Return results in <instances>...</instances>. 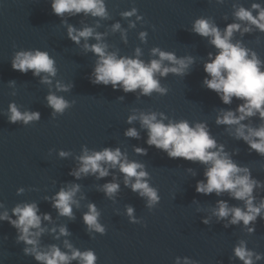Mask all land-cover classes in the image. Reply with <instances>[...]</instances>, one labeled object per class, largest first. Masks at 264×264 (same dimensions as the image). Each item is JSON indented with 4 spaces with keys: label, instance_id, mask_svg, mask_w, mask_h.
Wrapping results in <instances>:
<instances>
[{
    "label": "water",
    "instance_id": "water-1",
    "mask_svg": "<svg viewBox=\"0 0 264 264\" xmlns=\"http://www.w3.org/2000/svg\"><path fill=\"white\" fill-rule=\"evenodd\" d=\"M50 2L0 0V213L7 210L11 214L17 203H38L41 212L51 213L53 217L50 223L43 222V226L50 229L67 224L72 233L55 240L54 234L46 231L41 245L55 243L63 250V241L68 239L80 250H94L96 264H131L227 222H218L213 215L216 200L222 198L228 200L229 206L242 208L243 202L229 199L228 193L221 197L215 193H197L195 185L204 178V166L182 158L170 159L163 151L149 147L145 143L147 131L140 120L137 118L131 124L127 120L130 116L155 112L158 119L160 113L168 118L165 123L168 120H188L190 124L206 122L233 159L264 181V157L255 151L249 152L242 140L233 139L226 126L215 124L221 109H235L241 101L234 98L231 105H224L214 91L203 87L204 62L209 52L217 50L207 38L191 31L193 21L199 17L214 21L221 29L228 23H241L235 20L234 11L241 5L245 8L253 3L264 5V0H105L107 19L65 13L64 23L52 13ZM133 8L138 9L143 19H137L136 15L121 16ZM117 22L121 28L113 31L112 25ZM69 24L77 29L92 27L102 33L108 51L117 53L118 57H135L139 49V58L147 63L159 59L152 54V49L158 47L175 53L177 58L191 56L195 62L186 76L156 74L161 87L167 90L165 94L154 91L142 96L139 89L124 93L113 90L111 85H94L88 77L97 57L84 49L83 38L78 45L67 38ZM141 32H146L144 39L140 38ZM232 40H242L245 47L264 61V32L255 28L244 35L236 32ZM87 43L97 41L89 38ZM30 49L47 51L55 59L58 71L56 76L49 77L51 84L40 83L31 71L23 74L12 69L11 60L16 52ZM164 65L173 66L169 61H164ZM12 80L16 84L10 87L8 82ZM57 83L62 86L73 83V88L58 90ZM49 92L74 102L73 106L63 115L55 114L53 119V110L45 99ZM13 101L21 112L39 111L40 120L28 125L8 122L6 113ZM244 123L259 126L264 121L253 117ZM128 128H135L139 139L126 137L124 132ZM136 146L146 148L147 155L137 154ZM85 147L90 152L118 147L130 161L145 164L149 186L159 190V204L149 209L146 198L124 186V176L118 168L110 169L109 176L103 179L91 174H81L79 180L70 176V170L80 166L77 158ZM61 149L70 155L61 158L58 154ZM235 149H239L238 155L234 154ZM106 182L120 185L111 198L104 195L101 187ZM70 183L80 185L75 197L79 206H73L74 221L58 216L45 199ZM19 188L24 191L18 194ZM254 195L255 203L259 204L264 189H256ZM90 202L101 213L99 222L105 227L104 235L85 231L81 217ZM128 206L134 208L133 218L142 223L129 222L132 218L126 214ZM202 217L209 219V225L202 223ZM15 237L16 229L7 221L0 222V264H37L31 256L24 255V245L17 244Z\"/></svg>",
    "mask_w": 264,
    "mask_h": 264
},
{
    "label": "clouds",
    "instance_id": "clouds-1",
    "mask_svg": "<svg viewBox=\"0 0 264 264\" xmlns=\"http://www.w3.org/2000/svg\"><path fill=\"white\" fill-rule=\"evenodd\" d=\"M222 2V0H218ZM52 13L61 18L65 13L79 15L81 13L102 19L108 18V11L105 0H51ZM235 7V6H234ZM255 13V14H254ZM137 16L138 9L133 8L121 13L123 18ZM235 20L241 23L232 22L219 27L214 21L208 18L199 17L192 23L191 31L200 37L207 38L209 43L217 50L215 53L209 52L208 59L204 62L203 71L206 73L202 81L203 87L214 91L224 105H231L233 99L241 101L235 109H221L215 118L217 126H226V130L233 139L243 141L248 145L249 152L255 151L259 156L264 157V123L259 126H251L244 121L256 117L264 121V61L258 55L243 45L242 40L233 42L232 38L236 32L241 35L251 33L253 28L259 32H264V5L260 3L251 4L250 8L240 6L233 13ZM134 26V24H130ZM113 31L119 30V22L112 25ZM146 32L140 33V38L144 39ZM67 38L74 44H80L84 39V49L92 52L96 57V62L89 75V80L94 85H111L113 90H121L124 93L136 92L138 89L142 96L151 93H166V89L161 87L156 74L166 77L169 73L186 76L190 67L194 64L193 57L177 58L175 53L162 51L160 48H153L152 54L158 55L159 59H152L145 62L139 58L140 50L136 49L135 57L119 56L117 53L109 52L107 43L103 42V34L95 32L92 27L77 29L69 24L67 27ZM89 38H94L97 43L88 44ZM164 61L171 62L173 66H165ZM12 69L20 73L27 74L31 71L33 77H38L40 83L51 84L49 77L57 74L55 59L47 51L40 49H30L18 51L11 60ZM44 73L45 75H41ZM14 80L9 81L10 87L15 86ZM73 88V83L62 86L57 83L58 90L68 91ZM47 106L53 110L52 118L55 119L57 113L63 115L65 110L72 107L63 97H58L49 92L46 97ZM123 100L124 97H119ZM7 120L17 124L22 122L28 125L33 121H39L41 114L39 111L26 110L21 112L13 101L9 103L7 109ZM141 113L139 117H128L127 123L131 124L137 118L141 126L147 131L145 143L151 147L166 153L170 159L182 158L186 161L199 163L204 166L203 179L198 180L195 191L203 195L215 193L221 197L223 193H228L229 199L242 201L243 208L233 205L229 206L228 200L217 199L213 209V215L217 221H227L225 228L240 225L241 222L249 233L255 232L257 219L264 220V195L260 196L259 204L254 192L256 189H264V181L258 180L252 175L251 169L245 165L238 164L233 155L225 146L217 141L212 135L210 127L206 122H196L190 124L188 120H165L168 118L160 113ZM233 126L234 129H233ZM124 135L129 138L139 139V133L135 128H128ZM134 151L139 155H147V149L136 146ZM59 156L66 158L69 152L59 150ZM234 154H239V149L234 150ZM80 166L71 169L70 176L76 180L81 179V174L87 176L95 175L97 179H103L110 174V169H117L124 176V186L130 188L134 193L147 199L149 209H154L160 202L159 190L150 187L147 181L149 173L146 165L130 161L127 154L120 148L105 147L100 151H89L86 147L83 154L77 158ZM189 171H192L189 169ZM106 197H113L120 189V185L115 182H106L102 186ZM24 191L23 188L17 190L18 194ZM80 191L77 183L66 184L50 197H45L56 210L60 217H66L70 221L75 220L73 206H79L75 199ZM197 201L193 200V203ZM2 206V204H0ZM88 210L83 213L81 219L85 226V231L89 233H106L105 227L99 222L101 213L94 202L88 204ZM134 208L128 206L126 214L130 223H142L133 218ZM202 223L209 225V219L202 217ZM51 213L41 212L38 203L23 202L17 203L11 214L7 210L0 213V222L7 221L16 229V243L24 245L22 251L24 255L31 256L37 264H96L97 255L92 249L80 250L68 239L63 241L64 249L55 243L41 245V238L46 231L54 234L53 238L59 240L61 237L71 236V231L67 224L53 226L47 229L43 222H51ZM146 226V225H145ZM5 238H7L5 236ZM232 257L242 262V264H257L264 260V254L258 253L247 246L243 240L234 245ZM198 264V261L190 257L175 258L174 264Z\"/></svg>",
    "mask_w": 264,
    "mask_h": 264
}]
</instances>
